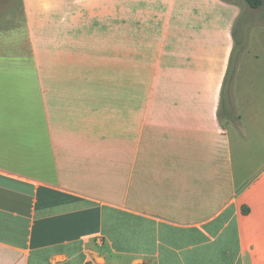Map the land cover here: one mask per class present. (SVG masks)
<instances>
[{
  "label": "crops",
  "instance_id": "crops-1",
  "mask_svg": "<svg viewBox=\"0 0 264 264\" xmlns=\"http://www.w3.org/2000/svg\"><path fill=\"white\" fill-rule=\"evenodd\" d=\"M135 2L157 80L132 107L48 87L78 77L16 94L26 62L0 47V264H264V27L238 63L239 130L220 110L239 7ZM12 33L39 50L31 28Z\"/></svg>",
  "mask_w": 264,
  "mask_h": 264
},
{
  "label": "rangeland",
  "instance_id": "rangeland-1",
  "mask_svg": "<svg viewBox=\"0 0 264 264\" xmlns=\"http://www.w3.org/2000/svg\"><path fill=\"white\" fill-rule=\"evenodd\" d=\"M230 1L239 7L243 16L252 11L242 0ZM34 2L30 0L26 10L23 0H0L1 51H5V56L11 55L26 62L24 68L14 71V84L9 86V90L18 94L25 87V91L32 94L38 92L40 75L65 79L78 77V85L66 84L65 80L64 84L48 87L65 92L93 93L98 98L105 95L106 98L107 95L115 99L127 98L129 107L135 104L132 98L136 93L144 94L145 99L151 93L156 72L142 67L146 61L148 64L151 62L152 56L150 49L143 44L142 22L138 24L141 34L139 47L136 45V9L141 7L135 0L130 3L127 0H50L45 11L39 10ZM126 3L128 26L121 24L120 20V12H126L123 10ZM251 16L248 24L260 23L264 19L262 10L253 11ZM140 21H143L142 17ZM258 26L244 28V23L240 24L242 31L249 30L247 48L250 32ZM21 28H31L38 35L37 52L29 42L23 45L24 36L13 35L12 32ZM121 32L127 34L124 41H128V46H122L126 43L121 45ZM35 60L44 62L43 67L38 69ZM163 89L166 91L167 85ZM223 121L227 124L228 120ZM238 128L242 130V125Z\"/></svg>",
  "mask_w": 264,
  "mask_h": 264
},
{
  "label": "trees",
  "instance_id": "trees-1",
  "mask_svg": "<svg viewBox=\"0 0 264 264\" xmlns=\"http://www.w3.org/2000/svg\"><path fill=\"white\" fill-rule=\"evenodd\" d=\"M226 3H232L230 0H222ZM246 6H248L252 11L249 12L247 16H243L241 13L240 17L234 24L233 27V41L234 46L230 55L229 64L227 68V72L224 78V82L221 90V103L220 110L222 116L232 123H237V126L241 124V118L237 111V104L235 100L234 94V83L235 76L238 69V63L241 55L247 50V36L249 34V30L242 31L240 24L244 23L245 27H252L254 25L264 26V19L260 23L248 24L252 20V12L257 10H262L264 16V0H242Z\"/></svg>",
  "mask_w": 264,
  "mask_h": 264
}]
</instances>
